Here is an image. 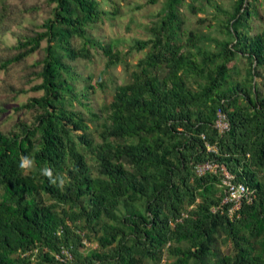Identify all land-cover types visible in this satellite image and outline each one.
<instances>
[{"label": "trees", "instance_id": "trees-1", "mask_svg": "<svg viewBox=\"0 0 264 264\" xmlns=\"http://www.w3.org/2000/svg\"><path fill=\"white\" fill-rule=\"evenodd\" d=\"M46 1L42 30L12 32L16 52L0 60L8 69L41 54L32 65L38 82L7 83L15 96L41 94L12 106L31 119L0 129V264H69L54 258L61 246L73 264H264V91L255 81L264 69V26L253 23L264 0H231L230 9L164 0L150 36L130 46L146 48L144 55L99 109L90 96L124 53L92 31L120 6ZM184 5L192 13L212 6L215 23L207 26L217 35L188 28ZM92 47L106 58L95 81L71 63L91 59ZM2 103L0 113L11 108ZM23 157L29 169L19 167ZM207 161L217 171L197 174ZM221 167L248 189L233 212ZM44 168L63 185L41 175ZM88 242L96 247L82 254Z\"/></svg>", "mask_w": 264, "mask_h": 264}, {"label": "rangeland", "instance_id": "rangeland-1", "mask_svg": "<svg viewBox=\"0 0 264 264\" xmlns=\"http://www.w3.org/2000/svg\"><path fill=\"white\" fill-rule=\"evenodd\" d=\"M164 0H157L153 4H147V0H113L111 3L103 4V7L112 9V5L118 4L120 6V13L110 18L104 17L99 22L96 29L92 32L100 37L103 42L113 41L116 43V47L124 53L121 62L112 65L107 68L104 74L105 88H97L93 94H91V105L96 109L107 104L113 94L115 85L121 84L128 78L129 72L134 69V65L138 59L144 55L146 48L140 51L131 49L134 39H146L150 36L148 32V25L155 20L154 15L157 12H161L163 8ZM188 1V0H187ZM215 3L222 5L224 8L230 9L231 0H213ZM50 6L46 0H0V60L11 56L16 51L10 48L15 44V38L12 36V32L32 33L33 31L42 30L39 24L48 16ZM180 11L186 21L188 28H194L201 30L205 33L211 31V35H217L215 31L210 29V26L214 25V8L212 6H205L204 11H198L192 13L188 7L181 6ZM258 12L260 17L254 18V25L257 29L259 25L264 26V6H258ZM199 18H203V21H199ZM210 24V26H207ZM5 29H9L6 31ZM45 41L41 42L42 46H45ZM74 45H77L76 42ZM116 48V49H117ZM93 57L89 60L84 58H77L72 60V65L82 75H92V81H95L97 76L104 70L106 58L102 54L101 50L91 48ZM41 57L39 52H35L23 61L13 63L8 69L0 70V103L7 102L9 110L0 113V129L9 130L12 128L17 118L31 119L32 113L27 111L15 112L12 108L14 105H18L25 102L31 96H38L40 92L28 91L23 94L15 96L10 92L7 87L8 84L14 86H23L28 89L31 85L38 82L32 72L36 68H33V63ZM234 65L240 69V76L244 75L246 63L244 59H239L233 62ZM127 64V65H126ZM38 68V67H37ZM32 80V81H31ZM30 81V82H29ZM255 81L260 85V89L264 91V69L261 77H256ZM27 83V84H26ZM78 107H80L78 105ZM94 137H96V133ZM96 247L94 242H88L84 247L80 248L82 254H86L90 249ZM162 259L161 264H167Z\"/></svg>", "mask_w": 264, "mask_h": 264}, {"label": "built area", "instance_id": "built-area-1", "mask_svg": "<svg viewBox=\"0 0 264 264\" xmlns=\"http://www.w3.org/2000/svg\"><path fill=\"white\" fill-rule=\"evenodd\" d=\"M215 126L219 129V131H223L228 127V123L225 117V114L222 113L220 110L217 111L216 120H215ZM210 149V147L208 146ZM217 164L211 161H207L204 163L197 164L195 166V172L197 174H202L205 171H217ZM222 169V183L225 186V193L226 196L224 197V202H231L232 208L230 212H233L234 210L239 208V205L241 203V200L247 199L248 195V189L247 187L240 182H234L233 175H231L228 171L224 169V167H221ZM55 260L59 262H66L69 264H73L72 261V255L69 252V250L63 246L59 247V249L54 253Z\"/></svg>", "mask_w": 264, "mask_h": 264}, {"label": "clouds", "instance_id": "clouds-1", "mask_svg": "<svg viewBox=\"0 0 264 264\" xmlns=\"http://www.w3.org/2000/svg\"><path fill=\"white\" fill-rule=\"evenodd\" d=\"M32 166V161L28 157H23L20 161L19 167L21 169H29ZM41 175L48 178L49 182L52 184H56L57 180H59L60 186L63 185L64 179L63 177H53V172L50 168H44L41 170Z\"/></svg>", "mask_w": 264, "mask_h": 264}]
</instances>
